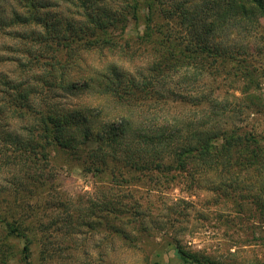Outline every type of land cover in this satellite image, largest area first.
Here are the masks:
<instances>
[{
  "label": "rangeland",
  "instance_id": "obj_1",
  "mask_svg": "<svg viewBox=\"0 0 264 264\" xmlns=\"http://www.w3.org/2000/svg\"><path fill=\"white\" fill-rule=\"evenodd\" d=\"M231 1L0 0V29H5L0 33V264H27V255L31 264H190L181 258L179 248L217 264H264V165L252 162L248 170L236 171L225 187H220L221 178L211 174L197 183L176 170L141 174L121 160L106 161L103 150H95L94 138L85 145L75 139V147L61 146L52 138L55 132L46 130L50 136H44L41 123L18 116L23 109L18 104L23 101L14 96L16 93L9 97L3 93L15 92L4 82L22 84L28 75L20 70L17 60L26 58L9 50L24 47L17 35L50 37L48 44L58 50L46 51L50 64L42 58L31 66L43 89L36 109L56 103L87 109L89 122L79 121L78 126L93 134L98 128L104 132L106 125L100 128L101 124L118 115L121 107L101 94L70 92L68 69L58 72L63 83L51 85V73L56 71L53 55L64 62L65 54L60 51L68 45L81 57L77 63L89 65L73 78L80 84L86 79L102 82L94 70L104 68L106 73L112 65L136 70L125 58L141 46L153 47L145 43L146 23L151 25L152 39L158 37L159 24L169 21L176 28L179 18H165L166 8L184 4L196 15L194 19L201 21L225 10L226 15L235 14L241 0L230 5ZM136 4L138 20L134 17ZM33 15L40 18V24ZM23 19L28 22L15 26ZM255 19L247 16L230 28L232 46L246 49V54L218 59L221 69L216 81L213 75L198 76L199 68H204L196 60L195 74L191 75L198 84L187 91L197 97L211 87L200 80L221 85V101H229L235 109V127L249 131L258 144L264 145V19H260V27ZM7 22L12 25H1ZM226 40L227 36L223 43ZM250 95L249 99L258 102L254 108H246L245 97ZM189 109L192 107L188 105L178 113L174 108L171 112L162 110L158 123L180 111L191 117ZM26 127L34 128L30 133L39 143L35 149L46 153L28 164L13 141L15 134L28 141L32 134ZM59 135L69 137L65 131ZM17 226L21 230H11Z\"/></svg>",
  "mask_w": 264,
  "mask_h": 264
},
{
  "label": "trees",
  "instance_id": "obj_2",
  "mask_svg": "<svg viewBox=\"0 0 264 264\" xmlns=\"http://www.w3.org/2000/svg\"><path fill=\"white\" fill-rule=\"evenodd\" d=\"M160 1L155 0V2ZM232 2L233 0L230 5ZM239 7L231 16L226 15L225 10L224 13L212 19L203 18L201 21L194 19L196 15L189 13L184 4L166 8L165 18H179L178 25L175 23L176 28L169 21L166 25L159 24L158 37L152 39L151 25L146 23L145 43H152L153 47L147 49L146 45L141 46L139 50L128 53L125 58L126 62L136 70L133 68L129 70L123 65H112L106 73L102 72L104 68L94 70V72L98 71V75L104 79L102 82L94 80L90 83L89 79H86L85 83L80 84L79 79L73 78L75 73H82L87 67L89 69V65L81 66L77 63V58L81 57H78V53L74 55L75 51L68 45L65 50L60 51L65 54L64 62L53 55L51 59L55 61L56 71L51 73L54 78L51 85L57 82L63 83L61 79L58 80L60 76L58 72L62 70L64 73V70L68 69L72 81L68 88L70 92L87 91L101 94V96L112 98L113 103L121 107L118 115L110 117L106 123L101 124L100 128L106 125L104 132L98 128L97 133L93 134L89 129L81 130V126H78L79 121L89 122L90 117L87 114L90 112L87 109L77 110L70 106H61L59 103L47 104L41 110L36 109L38 95L43 93V89L39 88V77H36V72L31 69V66H35L42 58L45 59V63H49L46 51H58L57 48L48 44L50 37L42 39L39 34L35 35L36 38H30L23 33L17 35L21 40L20 45L24 44V47L22 49L10 47L9 50L16 55L20 53L26 58V61L17 60L20 70H24L25 75H28L25 76L22 84L18 81L4 82L15 92L3 90V93L8 97L16 93L14 96L23 101L18 105H22L26 110L22 109L18 116L34 124L41 123L44 136H50L46 130L55 132L52 138L61 146L75 147L73 146L75 139L77 142L80 141L81 145H85L94 138L97 142L95 150H103L106 161L121 160L131 170L141 174L176 170L186 174L196 183L202 176L211 174L221 178L220 187L228 186L230 176L236 171L248 170L250 166L252 167V162H255L254 165H264V145L258 144L249 131H239V128L235 127L232 120L235 109L229 101L226 103L221 101L220 96L223 93L221 85H211L213 81L198 78L201 83L209 84L211 87L197 97L189 96L187 89L198 84L197 79L191 75V72L194 73L192 69H196L194 67L196 60H200L204 68H199L201 72L197 73L198 76L205 78V76L213 75L216 81V75L221 69L217 64L218 59L224 61L227 58L235 59L239 53L246 54V49L236 50V47L232 46L230 36L233 31L230 28L240 25L243 19L251 15L256 16L255 24L260 27V19H264V0H241ZM137 8L136 4L134 17L138 20L140 15ZM238 12H241V17H237ZM151 13L149 12L150 15ZM150 15L147 16L151 21ZM23 20L24 22H16L18 24L15 26L28 22L27 19ZM33 20L40 24V18L36 15H33ZM1 25L10 26L12 23L7 22ZM4 30L0 29V33L4 34ZM226 36L227 40L223 43ZM52 41L55 42V39ZM64 43L66 42L62 43L63 46H65ZM71 56L76 57L73 59ZM33 77H36L37 81ZM250 97L251 95L245 97L246 108H254L258 104L255 99H249ZM14 101L17 102L16 99ZM188 105L192 107L189 109L191 117L185 116L180 111L179 115L173 114L174 118L164 119L163 123H158V112L162 110L171 112L170 109L174 108V111L178 113L179 109L186 110ZM192 110L195 112H191ZM33 126L36 128V125ZM26 130L32 134L27 137L28 141H22L16 134L13 140L16 150L20 151L27 162L24 164L40 159L42 154L46 156V153H41L42 150L39 152L35 149L39 143L34 134L30 133L34 131V128L26 127ZM61 131H65L70 138L59 135ZM93 153L97 156L96 151ZM6 224L12 227L11 222ZM18 226L11 230H21ZM178 252L181 258L190 264H217L209 259L203 260L181 248ZM26 263L31 264L28 255Z\"/></svg>",
  "mask_w": 264,
  "mask_h": 264
}]
</instances>
